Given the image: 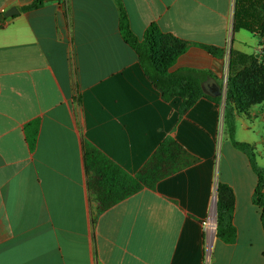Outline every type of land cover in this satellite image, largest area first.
Returning <instances> with one entry per match:
<instances>
[{
	"label": "crops",
	"instance_id": "0c3cea01",
	"mask_svg": "<svg viewBox=\"0 0 264 264\" xmlns=\"http://www.w3.org/2000/svg\"><path fill=\"white\" fill-rule=\"evenodd\" d=\"M34 1L0 0V264H264L258 179L224 134L225 98L207 94L222 102L203 98L178 120L181 99L163 100L122 38L121 9L139 39L156 24L187 44L171 70L223 94L231 51L264 63V33L234 31L235 0H48L22 11ZM37 118L31 152L24 128ZM235 121L236 141L264 168V102ZM170 135L199 163L93 223L83 144L136 175ZM219 183L235 194L233 244L210 231Z\"/></svg>",
	"mask_w": 264,
	"mask_h": 264
},
{
	"label": "trees",
	"instance_id": "16d2710c",
	"mask_svg": "<svg viewBox=\"0 0 264 264\" xmlns=\"http://www.w3.org/2000/svg\"><path fill=\"white\" fill-rule=\"evenodd\" d=\"M48 0H35L22 8L33 11L42 8ZM234 31L247 30L251 33H264V0H235ZM1 20V19H0ZM122 38L135 51L140 66L153 86L161 93L166 102L181 99L179 119H182L199 100L206 98L221 103V98L205 94L203 79L195 72L181 70L173 72L172 65L185 54L188 45L166 35L153 24L144 38L139 39L130 27L128 16L121 9ZM218 59H224L225 50L206 48ZM224 110V134L237 150L246 154L258 182L253 195V203L261 210L262 230H264V168L256 158L253 146L240 143L235 139L238 115H249L251 107L264 102V63L253 57L231 51L229 76ZM41 119L37 118L25 125L26 141L31 152L36 150L40 134ZM84 164L89 180L88 188L99 203L98 214L93 220L134 196L144 189L155 190L163 180L196 165L199 160L192 157L173 135L168 136L158 146L150 160L137 172L130 175L110 160L100 150L90 144H83ZM217 227L216 237L226 244L237 240L234 225L235 194L233 189L219 183L217 189ZM264 256V255H263Z\"/></svg>",
	"mask_w": 264,
	"mask_h": 264
},
{
	"label": "water",
	"instance_id": "95a60500",
	"mask_svg": "<svg viewBox=\"0 0 264 264\" xmlns=\"http://www.w3.org/2000/svg\"><path fill=\"white\" fill-rule=\"evenodd\" d=\"M19 14V11L17 9L12 8L6 13V17H13L15 15ZM213 81H209L203 84V89L206 92V94L212 95L213 97H223L225 98V94H223V90L219 88L218 86H212ZM215 210L217 212V208L215 206ZM216 224H217V218H216ZM214 226L215 230L214 233L216 232V225Z\"/></svg>",
	"mask_w": 264,
	"mask_h": 264
},
{
	"label": "bare ground",
	"instance_id": "6f19581e",
	"mask_svg": "<svg viewBox=\"0 0 264 264\" xmlns=\"http://www.w3.org/2000/svg\"><path fill=\"white\" fill-rule=\"evenodd\" d=\"M211 226H212V227H210V228H211V230H210V231H212V230H213V227H214V222H212V223H211Z\"/></svg>",
	"mask_w": 264,
	"mask_h": 264
},
{
	"label": "built area",
	"instance_id": "2783aa9c",
	"mask_svg": "<svg viewBox=\"0 0 264 264\" xmlns=\"http://www.w3.org/2000/svg\"><path fill=\"white\" fill-rule=\"evenodd\" d=\"M263 53H264V50H263ZM213 229L215 230V228L213 227ZM214 230H213V232H214Z\"/></svg>",
	"mask_w": 264,
	"mask_h": 264
}]
</instances>
